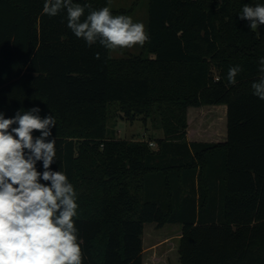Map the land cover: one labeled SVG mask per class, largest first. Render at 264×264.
<instances>
[{"label": "trees", "instance_id": "trees-1", "mask_svg": "<svg viewBox=\"0 0 264 264\" xmlns=\"http://www.w3.org/2000/svg\"><path fill=\"white\" fill-rule=\"evenodd\" d=\"M43 4L0 0V112L38 107L55 117L51 169L77 192L84 264H143L146 224L180 227L178 264H264V101L251 89L262 75L264 25L254 32L239 18L264 0H148L149 40L121 58L88 46L65 11L49 17ZM218 105L225 141L188 142L187 109ZM115 112L162 138H116L107 128Z\"/></svg>", "mask_w": 264, "mask_h": 264}, {"label": "clouds", "instance_id": "clouds-1", "mask_svg": "<svg viewBox=\"0 0 264 264\" xmlns=\"http://www.w3.org/2000/svg\"><path fill=\"white\" fill-rule=\"evenodd\" d=\"M42 11L49 17L65 11L67 27L88 46L98 42L116 51L142 47L149 40L142 22L113 15L109 6L92 9L74 0H44ZM239 18L257 31L264 25V4L244 5ZM259 65L262 75L251 89L264 101V58ZM241 72L239 65L229 68L228 82L235 85ZM40 111L19 110L12 118L0 112V264H84L75 222L77 192L65 172L51 169L56 140L49 137L56 120L53 115L41 118ZM37 162H42V172Z\"/></svg>", "mask_w": 264, "mask_h": 264}, {"label": "rangeland", "instance_id": "rangeland-1", "mask_svg": "<svg viewBox=\"0 0 264 264\" xmlns=\"http://www.w3.org/2000/svg\"><path fill=\"white\" fill-rule=\"evenodd\" d=\"M147 5L148 0H111L109 7L111 10H128L132 8L123 15L130 16L134 22H142L147 26ZM140 51L141 46H136L131 49L109 51V56L111 58H121L126 54L137 55ZM200 111L198 115L190 116L189 137L193 135L194 139H206L205 141L203 140L205 143L214 142L213 139L211 141L209 139L218 138L222 130L225 134V117L221 118L219 112L214 114V116L212 112L210 114L206 110ZM107 128L116 138L123 140L160 139L163 136L162 132L155 130L149 122L144 126L140 118L130 121L117 112L112 113V117L107 123ZM218 142L222 141H215V143ZM179 235L180 227L178 225H165L161 229H157L152 224L144 225L142 238L143 264H178L177 247Z\"/></svg>", "mask_w": 264, "mask_h": 264}, {"label": "crops", "instance_id": "crops-1", "mask_svg": "<svg viewBox=\"0 0 264 264\" xmlns=\"http://www.w3.org/2000/svg\"><path fill=\"white\" fill-rule=\"evenodd\" d=\"M203 107H209V108H203ZM203 107H199V108H188L187 109V112H186V120H187V130H186V139L188 142H204L206 139H194L193 135L192 137H189V131H190V116L196 114L198 115L199 112H201L200 110L204 111H208L210 114L212 112V115L216 114L217 112L220 113V116L221 118L225 117V114H226V108L224 105H218V106H203ZM221 108V109H219ZM224 110H223V109ZM203 113V112H202ZM211 116V115H210ZM215 116V115H214ZM221 127V126H220ZM221 130H222V127H221ZM191 138V139H190ZM225 138H226V119H225V134H224V131L222 130L221 132V135L218 137V138H210L209 140L211 141L213 139L214 142H209V143H215V141H219L221 140L222 142L225 141ZM222 142H218V143H222ZM205 143V142H204ZM143 254V252H142Z\"/></svg>", "mask_w": 264, "mask_h": 264}, {"label": "built area", "instance_id": "built-area-1", "mask_svg": "<svg viewBox=\"0 0 264 264\" xmlns=\"http://www.w3.org/2000/svg\"><path fill=\"white\" fill-rule=\"evenodd\" d=\"M150 147H154V144L153 143H149L148 144Z\"/></svg>", "mask_w": 264, "mask_h": 264}]
</instances>
